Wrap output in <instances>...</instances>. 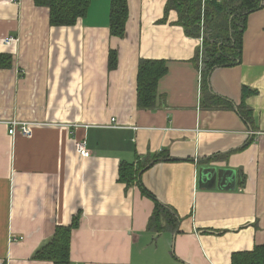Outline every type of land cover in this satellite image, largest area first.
I'll return each mask as SVG.
<instances>
[{
	"label": "crops",
	"instance_id": "obj_1",
	"mask_svg": "<svg viewBox=\"0 0 264 264\" xmlns=\"http://www.w3.org/2000/svg\"><path fill=\"white\" fill-rule=\"evenodd\" d=\"M166 1L127 0L119 39L110 0L69 27L33 0H0V263L53 264L36 254L59 227L72 230L69 264H231L264 246V0L240 60L205 74L202 40L174 11L161 22ZM140 60L168 67L151 109L137 104ZM243 87L256 93L242 101ZM12 120L29 134L9 135ZM146 161L119 182L122 165ZM201 165L233 170L235 190L198 188Z\"/></svg>",
	"mask_w": 264,
	"mask_h": 264
},
{
	"label": "trees",
	"instance_id": "obj_2",
	"mask_svg": "<svg viewBox=\"0 0 264 264\" xmlns=\"http://www.w3.org/2000/svg\"><path fill=\"white\" fill-rule=\"evenodd\" d=\"M262 0H241L237 5H233L235 0H167L164 11V19L170 11L177 15L176 25L181 27L187 37L201 39V50L196 57V62L202 65V74L219 67L235 65L241 58L242 38L246 29L247 17L261 8ZM36 7H44L49 11L48 20L53 27H69L75 25L77 20L86 17L92 0H33ZM243 2V4H242ZM203 4L201 17V6ZM240 8L243 13L239 18H235L228 25L227 14L235 13ZM109 32L111 37L124 38L126 34V24L128 20L127 0H110L109 6ZM206 8V9H205ZM205 10L207 17L209 12L215 16H221L226 19L227 24L216 25L207 32L204 30ZM239 21V26L236 27ZM209 35L207 40L200 38V32ZM209 33V34H208ZM220 44V45H219ZM207 47H209L207 49ZM224 50L230 52V58L227 60L222 55ZM212 54L208 60V54ZM203 54V55H202ZM200 55H202V62ZM109 70H115L117 67V52L110 50L108 56ZM11 57L0 55V68L10 66ZM168 70L167 63L164 61L140 60L136 78L137 104L141 109H151L156 105L157 84L159 80L166 75ZM203 76V75H202ZM242 101L248 95H253L256 91L243 87ZM218 102V100H216ZM241 105H244L243 102ZM247 120L251 119V112L247 110L244 113ZM154 157L152 161H155ZM148 161L135 165L124 164L119 168V182L127 185L133 184L141 171L147 168ZM149 196V195H148ZM150 197V196H149ZM162 212L163 210L160 209ZM156 211L153 214L151 224L157 229L158 219L162 216ZM71 227H59L56 229L52 241L37 252L36 257L53 262V264H69V247L71 237ZM231 264H264V246H255L251 252L235 253L231 256Z\"/></svg>",
	"mask_w": 264,
	"mask_h": 264
},
{
	"label": "water",
	"instance_id": "obj_3",
	"mask_svg": "<svg viewBox=\"0 0 264 264\" xmlns=\"http://www.w3.org/2000/svg\"><path fill=\"white\" fill-rule=\"evenodd\" d=\"M198 188L234 191L236 188V174L233 170L217 169L212 166L201 165L198 169Z\"/></svg>",
	"mask_w": 264,
	"mask_h": 264
},
{
	"label": "rangeland",
	"instance_id": "obj_4",
	"mask_svg": "<svg viewBox=\"0 0 264 264\" xmlns=\"http://www.w3.org/2000/svg\"><path fill=\"white\" fill-rule=\"evenodd\" d=\"M204 1V0H203ZM241 2V0H235V2L233 3V5H237L238 4V2ZM263 3V0L261 1V8H262V4ZM242 4H243V2H242ZM240 8H242L241 7V5L239 6V8H234L233 6H232V8H231V10H237L235 13H230L229 12V14H227V21H228V25L229 24H231V22H233L234 21V19L236 18H239V16H241L242 14H246V13H243V12H241L242 10L240 9ZM260 8V9H261ZM202 9H203V4H202V6H201V17L204 15V11L202 12ZM206 9V8H205ZM243 9V8H242ZM259 11V10H258ZM206 14H208V12H207V10H205V16H204V19H205V25H204V30L205 31H207V32H210L213 28H214V26H216V25H221V24H227V21H226V19L225 18H223V17H221V16H215V15H213V14H211L210 12H209V18L207 17V15ZM252 14V13H251ZM250 15V14H249ZM248 15V16H249ZM247 19H248V17H247ZM235 22H238L237 23V25H236V27H238L239 26V22H240V20L238 21H235ZM247 24V23H246ZM201 34H202V39H205V40H207L208 38H209V35H205L202 31L200 32V38H201ZM209 34V33H208ZM220 45V44H219ZM209 47H207V49H208ZM110 50H112V49H110ZM110 50H109V52H110ZM203 55V54H202ZM202 55H200V57H201V59L199 58V60L202 62ZM212 54L210 53V54H208V60H210L211 59V56ZM222 55L224 56V58L225 59H229L231 56H230V52L228 51V50H224L223 51V53H222ZM108 60H107V68H109L108 67ZM138 65H139V63H138ZM202 66V65H201ZM137 70H138V68H137Z\"/></svg>",
	"mask_w": 264,
	"mask_h": 264
},
{
	"label": "built area",
	"instance_id": "obj_5",
	"mask_svg": "<svg viewBox=\"0 0 264 264\" xmlns=\"http://www.w3.org/2000/svg\"><path fill=\"white\" fill-rule=\"evenodd\" d=\"M4 41L6 44H9L11 41H13L12 37H6L4 38ZM111 121H114V119H112ZM7 129H8V134L13 136L15 135L17 132H19L22 135H28L29 134V128L27 126V124L25 123H21V122H17V121H10L7 123ZM84 143H77L76 144V149L77 151L80 152V154L84 157L89 155V152H87V150L84 148ZM14 241H16V239L14 238ZM2 264V263H0Z\"/></svg>",
	"mask_w": 264,
	"mask_h": 264
}]
</instances>
